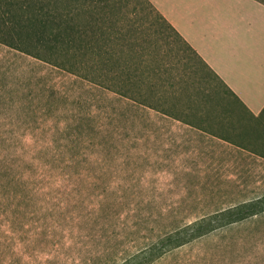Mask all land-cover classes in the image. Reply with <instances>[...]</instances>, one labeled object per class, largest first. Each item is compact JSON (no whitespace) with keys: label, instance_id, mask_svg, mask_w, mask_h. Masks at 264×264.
<instances>
[{"label":"rangeland","instance_id":"1","mask_svg":"<svg viewBox=\"0 0 264 264\" xmlns=\"http://www.w3.org/2000/svg\"><path fill=\"white\" fill-rule=\"evenodd\" d=\"M36 1L74 8L128 93L5 42L36 50L0 4V264H264V176L179 197L147 164L151 109L181 114L191 93L245 127L227 85L146 0Z\"/></svg>","mask_w":264,"mask_h":264},{"label":"crops","instance_id":"2","mask_svg":"<svg viewBox=\"0 0 264 264\" xmlns=\"http://www.w3.org/2000/svg\"><path fill=\"white\" fill-rule=\"evenodd\" d=\"M151 2L235 93L246 126L233 131L227 112L211 105L181 114L152 108L147 164L151 157L153 171L183 190L179 197L198 196L195 182L264 176V0Z\"/></svg>","mask_w":264,"mask_h":264},{"label":"trees","instance_id":"3","mask_svg":"<svg viewBox=\"0 0 264 264\" xmlns=\"http://www.w3.org/2000/svg\"><path fill=\"white\" fill-rule=\"evenodd\" d=\"M150 6L155 8L160 20L164 21L181 40L185 41L188 46L199 56L196 50L183 38L180 32L161 14L150 0H146ZM2 6L3 0H0ZM5 4L8 6V17L5 18V31L11 35L17 34L22 42L34 45L36 50L27 48L25 44L20 45L14 42L5 41L12 46L19 47L20 49L27 51L39 58L47 61H53L58 65H61L72 72L79 73L84 77L97 81L106 87H109L115 91L121 93H128L126 89L118 88L114 84L115 73L112 70L105 72L99 66V60L103 55L102 52L97 50V42L99 35L97 31L92 34L89 33L84 27L81 21L70 23V12L74 8L64 7L61 8L54 2L37 4L36 0H5ZM70 8V9H69ZM81 8H75L80 12ZM80 14V13H79ZM75 20V19H72ZM2 26V20L0 19V27ZM52 51V54L62 56L66 60L61 62L60 60H53L51 56L45 54L43 51ZM161 57V55H157ZM200 57V56H199ZM72 63V64H69ZM91 67V72H83L80 67ZM154 74L161 73L163 71L162 64L154 65ZM103 72L100 74L99 70ZM176 69V68H174ZM126 82L130 83L129 74L126 73ZM108 80H111L108 81ZM121 80V79H119ZM137 80H146L144 78H138ZM181 87V85H180ZM229 91L234 97L235 93L229 88ZM198 94H201L197 91ZM189 95L185 109H204L206 108L200 99V97ZM194 96V97H192ZM237 98V97H236ZM179 244V243H178Z\"/></svg>","mask_w":264,"mask_h":264}]
</instances>
